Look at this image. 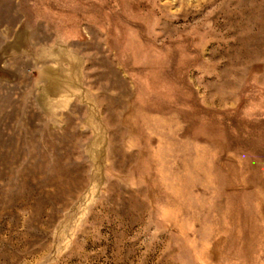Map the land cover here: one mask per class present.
I'll return each instance as SVG.
<instances>
[{
  "label": "rangeland",
  "instance_id": "rangeland-1",
  "mask_svg": "<svg viewBox=\"0 0 264 264\" xmlns=\"http://www.w3.org/2000/svg\"><path fill=\"white\" fill-rule=\"evenodd\" d=\"M0 264H264V0H0Z\"/></svg>",
  "mask_w": 264,
  "mask_h": 264
}]
</instances>
